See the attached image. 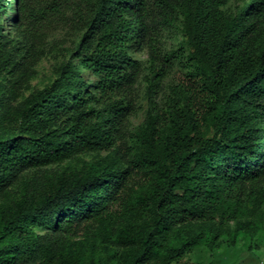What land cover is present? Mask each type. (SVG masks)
I'll return each mask as SVG.
<instances>
[{
    "label": "trees",
    "instance_id": "obj_1",
    "mask_svg": "<svg viewBox=\"0 0 264 264\" xmlns=\"http://www.w3.org/2000/svg\"><path fill=\"white\" fill-rule=\"evenodd\" d=\"M59 30L76 34L68 59L23 96ZM141 77L134 155L79 158L115 148ZM70 159L0 205V264H172L204 241L264 235V0H0V196ZM93 226L102 244L68 239Z\"/></svg>",
    "mask_w": 264,
    "mask_h": 264
},
{
    "label": "rangeland",
    "instance_id": "obj_2",
    "mask_svg": "<svg viewBox=\"0 0 264 264\" xmlns=\"http://www.w3.org/2000/svg\"><path fill=\"white\" fill-rule=\"evenodd\" d=\"M13 12L7 9V13L2 17V25L4 31H11L10 17ZM76 39V34H72L65 30H59L51 34L45 41V54L40 58L34 66L35 73L26 82L22 95H27L30 91L40 89L50 83L56 75V69L59 64L68 59V49L72 46V42ZM180 35L178 31L164 32L165 50H170L176 46ZM139 60H145L147 50L140 49L134 53ZM146 73V72H145ZM87 76V74H84ZM178 73L175 69L160 82L156 89L153 99L158 106H164L165 96L169 92V86L174 84ZM90 78V77H89ZM2 89L8 87L6 80H1ZM145 82L141 77L136 85L137 94V110L135 114L130 116L121 127L117 137L116 145L113 150L100 151L98 153L83 154L79 158L85 160H95L106 156L110 160L124 161L134 155L135 149L131 139V133L134 129L141 125L147 115L149 103L145 94ZM79 165L78 159L66 160L61 164H53L39 169H28L22 172L18 180L12 185L2 196H0V205H8L23 194L25 183L33 178L40 177L43 173H50L55 170H61L67 165ZM260 217L264 219V206L261 208ZM264 226V225H263ZM37 231L44 232L43 228H36ZM68 239L85 240L88 243L95 242L102 244L105 240L99 227L93 226L80 230L76 235L69 236ZM172 264H264V235L243 237L235 245H227L225 242L220 244H209L208 241L201 242L193 246L179 262Z\"/></svg>",
    "mask_w": 264,
    "mask_h": 264
}]
</instances>
